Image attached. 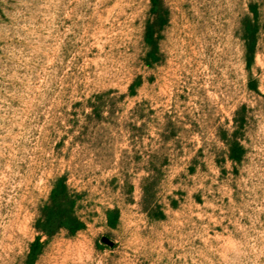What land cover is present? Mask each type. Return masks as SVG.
Instances as JSON below:
<instances>
[{
    "label": "rangeland",
    "instance_id": "obj_1",
    "mask_svg": "<svg viewBox=\"0 0 264 264\" xmlns=\"http://www.w3.org/2000/svg\"><path fill=\"white\" fill-rule=\"evenodd\" d=\"M0 264H264V0H0Z\"/></svg>",
    "mask_w": 264,
    "mask_h": 264
},
{
    "label": "trees",
    "instance_id": "obj_2",
    "mask_svg": "<svg viewBox=\"0 0 264 264\" xmlns=\"http://www.w3.org/2000/svg\"><path fill=\"white\" fill-rule=\"evenodd\" d=\"M150 3L151 4H153V0H150ZM145 40H147L148 42H150V40H151V37L150 36H148V35H146V37H145ZM231 160H233L234 162L235 161H238V159H231ZM58 184H59V186H60V192H62L63 193V191L65 190V187L63 186V185H61V182L60 181H58ZM57 185V184H56ZM57 191H56V188H53L52 190H51V192H50V198H49V204L51 205V207L53 208V207H55V208H58V207H60L61 205H62V200H58V201H56V200H53L52 199V197H53V195L56 193ZM63 220V219H62ZM72 222H74V225H73V227L70 229V232L72 233V232H74V231H77V230H79L80 228H82V224L79 222V221H77V220H71ZM64 228V227H63ZM34 244H37L38 243V239L36 238L35 240H34V242H33ZM30 253L32 254L33 252L32 251H30Z\"/></svg>",
    "mask_w": 264,
    "mask_h": 264
}]
</instances>
